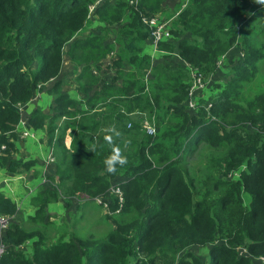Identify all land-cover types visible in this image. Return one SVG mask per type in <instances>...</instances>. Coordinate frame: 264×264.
<instances>
[{
  "label": "trees",
  "instance_id": "trees-1",
  "mask_svg": "<svg viewBox=\"0 0 264 264\" xmlns=\"http://www.w3.org/2000/svg\"><path fill=\"white\" fill-rule=\"evenodd\" d=\"M168 1L178 2L176 17L154 53L163 57L153 58L144 20L163 19ZM93 2L0 0V169L18 174L32 166L17 157L15 131L22 109L46 93L48 110L34 108L26 127L53 148L55 165L32 199L30 221L42 222L48 200L61 197L74 204L99 198L117 210L119 198L109 196L115 188L124 198L120 215L132 219L101 240L69 232L49 240L44 230L18 223L17 202L0 193V217L11 221L0 234V264H264V93L246 104L237 92L262 58L250 28L264 22V7L249 0H104L90 15ZM233 49L240 61L224 81L208 85ZM65 57L77 72L73 93L59 78ZM194 71L205 85L190 109ZM135 110L155 117L153 135L133 119ZM113 127L120 136L109 143ZM201 141L224 154L211 158L208 176L197 181L180 157ZM114 146L127 163L110 173L104 162ZM193 247H209V260L201 262Z\"/></svg>",
  "mask_w": 264,
  "mask_h": 264
},
{
  "label": "rangeland",
  "instance_id": "rangeland-1",
  "mask_svg": "<svg viewBox=\"0 0 264 264\" xmlns=\"http://www.w3.org/2000/svg\"><path fill=\"white\" fill-rule=\"evenodd\" d=\"M94 2L96 0H93ZM93 2V3H94ZM251 6L253 8H262L264 6L257 5L253 2V0H249ZM177 1H168L164 6L165 15H163V19L170 20L174 19L177 11ZM184 7V6H183ZM92 26L91 31H95L94 29L99 28L97 27V19H92ZM95 28L93 29L92 27ZM102 27L108 28L110 31H112L115 28H118L116 26H107L103 25ZM98 31V29H97ZM250 35L251 39L250 42L253 44V46L256 49L261 50V56L262 58L254 64L256 68V74L252 79L245 80V82L240 83V86L237 90L238 92V100H241L242 102L250 103L256 99V97L259 94L264 93V22H261L260 20L255 21L250 28ZM146 52L154 58L160 59V57L163 55H156L154 54L155 51L153 49L148 48L146 49ZM66 58V57H65ZM64 58V59H65ZM111 58V57H110ZM241 55H239V52L237 49H233L229 52L225 57L221 58L218 62V72H216L215 75H212L207 83L208 85L218 82H222L225 80L224 76L226 77L228 70L230 67H232L236 62L240 61ZM176 58L173 56L171 57V61H175ZM72 73L66 76V78L63 79V86L64 90L69 91H76V84H75V76L77 72L71 71ZM204 82V81H203ZM205 83V82H204ZM200 92V91H199ZM80 108V107H79ZM149 112L147 113H140V111L135 110L134 113L131 114L134 120H140L142 128L144 130V133L148 136H150L146 128L149 126L152 127L155 131V117L152 116L149 117ZM65 120H62L64 122ZM69 141V142H68ZM70 130L67 131L66 137L64 139V146L69 149L70 148ZM28 142V141H27ZM26 144L31 145V141H29ZM66 144V145H65ZM51 149V157L54 159V150ZM224 154V150H216L214 148L209 147L204 141H201L194 149L193 151L187 154V156L180 157V160L182 162V166L188 165L189 175L191 178L199 181L201 177L205 176V173L209 174V167L208 162L211 158H215L218 156H221ZM55 160V159H54ZM55 162V161H54ZM50 164L51 169L54 168L55 163ZM48 169V168H47ZM18 174L16 175H22L24 178L25 176L32 178L35 177L34 175L30 174L29 170L19 168L17 170ZM44 176L40 180L41 184L36 188V190L32 189V192L29 193V190H26V192L21 191V193H24V198L26 201V204H20L19 199L17 201L18 204V211L16 214V220H18V223H22V226L24 225V228L26 230H44V235L49 240L57 239V235H64L68 232L70 234H73L76 239H87L88 236H94L96 240L104 239L110 231H112L113 227L115 226V223H120L124 221H130L132 219V216L130 217H123L120 215L121 209L123 208V203L121 207L117 208L115 214H112L109 211H106L103 206L101 205L102 199L100 200V203L95 201L96 198H92L88 201H82L81 203L77 200L69 201V199L61 197L60 203H52L50 200H48V207L45 209L44 217L42 222H31L29 219V216L34 213V211L29 215V210H34L36 206L32 203L33 197L36 196L38 192L41 191V189L46 188L47 184V178L50 175V173L45 170L43 172ZM232 181L237 180L238 177H231ZM113 187L117 186V184L112 185ZM38 189V190H37ZM113 196V194H109V196ZM115 197V195H114ZM123 198V197H122ZM244 203H246V197H243ZM124 202V198H123ZM24 203V202H23ZM81 205V206H79ZM110 210V209H109ZM115 211V210H114ZM113 212V211H112ZM23 213V215L21 214ZM11 222V221H9ZM14 222V220L12 221ZM50 222V223H49ZM46 224V229L45 228ZM209 248V247H208ZM206 247H193L190 252L197 256L201 262H207L209 260V249ZM26 252L29 253V249L26 247Z\"/></svg>",
  "mask_w": 264,
  "mask_h": 264
},
{
  "label": "crops",
  "instance_id": "crops-1",
  "mask_svg": "<svg viewBox=\"0 0 264 264\" xmlns=\"http://www.w3.org/2000/svg\"><path fill=\"white\" fill-rule=\"evenodd\" d=\"M71 71H74L73 67L65 58L59 78L64 79L66 76L68 77V75L72 73ZM70 93L73 92L71 91ZM51 102V96L47 95L46 93L38 94L32 102L27 104L25 108L22 109L21 122L15 131L18 138L17 157L24 160L26 159L33 161L29 172L30 174L36 176L32 178L25 176L26 178H24L22 175L12 174L5 171L4 169H0V193L5 194L6 197L12 199L15 202L21 199L19 201L21 205L26 204V197L24 198L25 195L24 193H21V191L23 190V192H26V190H29V193H31L32 189L36 190V188H38V186L41 184L40 180L44 176L43 172L47 170L50 173L51 171V163L48 162L49 156H51V149L46 147L44 143L40 141L43 137L40 133L30 130L26 127L28 114H30V112L36 107H40L44 111H47ZM27 141H31V145H27ZM69 144H71V141ZM32 212L33 210H29V215Z\"/></svg>",
  "mask_w": 264,
  "mask_h": 264
},
{
  "label": "built area",
  "instance_id": "built-area-1",
  "mask_svg": "<svg viewBox=\"0 0 264 264\" xmlns=\"http://www.w3.org/2000/svg\"><path fill=\"white\" fill-rule=\"evenodd\" d=\"M104 0H96L93 4H91L89 6V14L92 15V13L94 12L95 8ZM176 17V15H175ZM144 23L148 26L149 30H150V37H151V46L153 51L157 52V46L158 44L167 39L170 36V20H165V19H161L159 17H152L149 18L147 20H144ZM191 86L189 88V104L188 107L190 109H195V102H194V95L196 94L197 90L199 89H203L205 83L203 82V77L201 74H199L197 71L192 72L191 74ZM146 131L149 135H153L154 134V129L151 127H147ZM27 137V136H26ZM49 163H53L54 159L49 156L48 159ZM111 194L115 195L116 197H118V208L121 207L122 203H123V196H122V192L120 191L119 188H115V189H111ZM95 201H97L98 203H100V200L98 198L95 199ZM101 205L103 206V208L106 211H109V204L105 201V202H101ZM112 214H115V211H109ZM9 220L5 219V218H1L0 217V234L1 231L5 229L6 225L8 224ZM3 253V249H0V255Z\"/></svg>",
  "mask_w": 264,
  "mask_h": 264
},
{
  "label": "clouds",
  "instance_id": "clouds-1",
  "mask_svg": "<svg viewBox=\"0 0 264 264\" xmlns=\"http://www.w3.org/2000/svg\"><path fill=\"white\" fill-rule=\"evenodd\" d=\"M257 5L264 6V0H253ZM120 133L113 127L110 129V134L106 135L105 139L109 143L113 142V137H119ZM105 167L108 172L114 173L116 166H124L127 163L126 157L123 156L119 147L114 146L112 153L105 160Z\"/></svg>",
  "mask_w": 264,
  "mask_h": 264
}]
</instances>
